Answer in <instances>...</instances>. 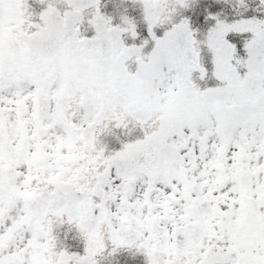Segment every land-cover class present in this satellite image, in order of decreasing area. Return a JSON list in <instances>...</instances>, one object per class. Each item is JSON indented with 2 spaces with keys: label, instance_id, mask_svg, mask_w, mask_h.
Returning <instances> with one entry per match:
<instances>
[{
  "label": "snow or ice",
  "instance_id": "1",
  "mask_svg": "<svg viewBox=\"0 0 264 264\" xmlns=\"http://www.w3.org/2000/svg\"><path fill=\"white\" fill-rule=\"evenodd\" d=\"M0 264H264V0H0Z\"/></svg>",
  "mask_w": 264,
  "mask_h": 264
}]
</instances>
